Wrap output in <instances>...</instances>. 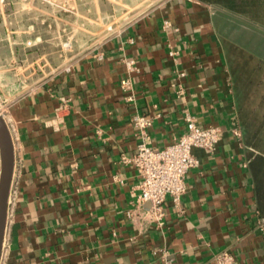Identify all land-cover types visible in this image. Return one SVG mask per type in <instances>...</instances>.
Wrapping results in <instances>:
<instances>
[{
	"label": "crops",
	"instance_id": "crops-1",
	"mask_svg": "<svg viewBox=\"0 0 264 264\" xmlns=\"http://www.w3.org/2000/svg\"><path fill=\"white\" fill-rule=\"evenodd\" d=\"M147 4L119 33L29 91L6 89L5 73L1 108L18 194L0 264H160L162 250L172 264H216L222 250L233 253V264H264V216L249 166L257 149L246 139L228 36L235 25L249 36L254 31L203 0ZM87 5L93 13L111 11L108 0ZM35 8L30 1L0 0V48L12 57L13 46L25 47V39L43 46L44 32H53V21L64 15ZM32 13H41V21L32 23ZM16 33L24 40H15ZM61 96L68 106L55 119ZM186 112L202 125L219 126L220 141L213 151L192 149L199 164L186 174L180 206L167 197L161 223L141 216L136 227L127 211L139 177L121 159L132 156L141 139L133 117L151 118L148 141L159 148L184 132Z\"/></svg>",
	"mask_w": 264,
	"mask_h": 264
},
{
	"label": "rangeland",
	"instance_id": "rangeland-1",
	"mask_svg": "<svg viewBox=\"0 0 264 264\" xmlns=\"http://www.w3.org/2000/svg\"><path fill=\"white\" fill-rule=\"evenodd\" d=\"M5 1L1 0V3ZM25 1H30L36 7L34 10L39 12L41 8L46 7L57 10L40 0ZM159 1L161 0H108L111 11L103 15L100 12L93 13L92 10H86L88 0H76V13L59 9L64 13L61 19L57 22L53 21L54 24L51 19L49 20L52 23L50 29L54 31L44 32L43 39L46 40L39 41L44 42L43 46L35 47L31 41L28 44L22 34L16 33L14 39L19 42L23 39L25 47L21 43H18L21 44L18 47L13 46V57L8 49L0 48V55H2L0 56V93H2L1 89L4 91L6 89L9 91L31 90L51 74L64 70L78 55L95 47L111 35L116 29L114 27L126 22L134 12L148 7L149 2ZM257 8L261 13L264 12V3ZM41 18V13H32L29 20L36 23V21H41ZM236 26L228 34L231 42L229 56L231 68L234 69V85L236 89L247 92L245 98L239 99L247 109L257 110L256 119L261 122L264 120L261 118L264 113V31L251 26L254 32L249 36L248 29ZM4 28V19L0 16V40L5 37ZM255 32H259L260 37H255ZM29 35L35 38L36 31L29 32ZM69 39L72 43L67 46L65 42ZM5 73L9 82L6 89L3 85L6 83L3 78ZM11 87L13 90H10ZM0 107H3L2 104ZM261 136L264 137V130Z\"/></svg>",
	"mask_w": 264,
	"mask_h": 264
},
{
	"label": "built area",
	"instance_id": "built-area-1",
	"mask_svg": "<svg viewBox=\"0 0 264 264\" xmlns=\"http://www.w3.org/2000/svg\"><path fill=\"white\" fill-rule=\"evenodd\" d=\"M48 4L53 9H62L69 13H76V0H40ZM133 19L131 15L126 22L120 26H115V31L111 34L119 33L124 26ZM109 35L108 37H110ZM108 37L103 39L106 40ZM100 41L98 44H100ZM28 44L30 41L27 42ZM71 39L65 44L71 45ZM97 44V45H98ZM102 53H98V57H102ZM128 66H132V62H127ZM69 65L64 69L68 70ZM55 74V73H53ZM51 74V75H53ZM180 75L183 72L179 73ZM126 88H130L128 82L123 84ZM133 95L130 96L132 98ZM5 96L0 93V104L5 105ZM67 99L61 96L55 109V119H62L63 111L67 108ZM0 114L4 118V110L0 107ZM185 130L173 142L154 148L148 141L147 127L151 124V118L143 115H135L133 124L138 128L141 135L140 141L137 143L136 150L132 156H122L124 163H131L136 169L139 177L137 184L139 193L137 194L133 208L127 211L128 217L132 220L134 226L141 216L147 218L148 221L161 223L165 214L164 201L167 197L171 199L173 204L180 206V199L186 190V174L199 164V159L195 156L192 149L194 147L201 148L206 151H213L220 141L221 129L217 125H202L189 112L185 113ZM236 135H240L239 130H234ZM18 194L17 184L11 181L7 221L13 210ZM149 203V208L144 209V204ZM6 231V228H5ZM5 240V233L3 243ZM2 243V246H3ZM216 264H233L234 255L228 250H222L215 255ZM160 264H172V259L166 250H162L160 255Z\"/></svg>",
	"mask_w": 264,
	"mask_h": 264
},
{
	"label": "trees",
	"instance_id": "trees-1",
	"mask_svg": "<svg viewBox=\"0 0 264 264\" xmlns=\"http://www.w3.org/2000/svg\"><path fill=\"white\" fill-rule=\"evenodd\" d=\"M203 1L220 6L226 15L235 18L241 23L264 31V15H262L264 12L261 13L259 8H257L260 4L264 3V0ZM232 73L234 74L233 67ZM237 93L240 99L247 95V92L240 91V89H237ZM240 104L242 105V116L246 124L247 142L257 149V152L253 154L249 162V166L255 187L257 209L260 215L264 216V137L261 136L262 130H264V120L259 122V120L256 119V109L250 108V110H247L242 100ZM245 108L246 111H244ZM261 118H264V113H262Z\"/></svg>",
	"mask_w": 264,
	"mask_h": 264
},
{
	"label": "water",
	"instance_id": "water-1",
	"mask_svg": "<svg viewBox=\"0 0 264 264\" xmlns=\"http://www.w3.org/2000/svg\"><path fill=\"white\" fill-rule=\"evenodd\" d=\"M0 255L6 228L8 195L14 167V151L11 133L0 115Z\"/></svg>",
	"mask_w": 264,
	"mask_h": 264
},
{
	"label": "bare ground",
	"instance_id": "bare-ground-1",
	"mask_svg": "<svg viewBox=\"0 0 264 264\" xmlns=\"http://www.w3.org/2000/svg\"><path fill=\"white\" fill-rule=\"evenodd\" d=\"M0 165H1V161H0Z\"/></svg>",
	"mask_w": 264,
	"mask_h": 264
}]
</instances>
